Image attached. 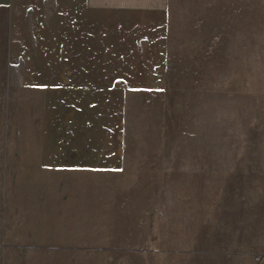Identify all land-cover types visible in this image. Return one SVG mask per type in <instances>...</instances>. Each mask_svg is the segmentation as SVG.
Wrapping results in <instances>:
<instances>
[{"label": "rangeland", "instance_id": "rangeland-1", "mask_svg": "<svg viewBox=\"0 0 264 264\" xmlns=\"http://www.w3.org/2000/svg\"><path fill=\"white\" fill-rule=\"evenodd\" d=\"M3 15L0 264H264V0L54 52Z\"/></svg>", "mask_w": 264, "mask_h": 264}, {"label": "crops", "instance_id": "crops-1", "mask_svg": "<svg viewBox=\"0 0 264 264\" xmlns=\"http://www.w3.org/2000/svg\"><path fill=\"white\" fill-rule=\"evenodd\" d=\"M171 4L172 0H0V17L5 13L9 30H46V50L54 52L65 50L67 30H135Z\"/></svg>", "mask_w": 264, "mask_h": 264}]
</instances>
